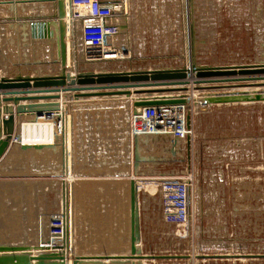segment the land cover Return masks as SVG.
<instances>
[{"label": "rangeland", "instance_id": "374dc122", "mask_svg": "<svg viewBox=\"0 0 264 264\" xmlns=\"http://www.w3.org/2000/svg\"><path fill=\"white\" fill-rule=\"evenodd\" d=\"M5 1L8 0H0V2H3L0 5H6L4 3ZM35 1L36 4L33 7L39 8L41 13L45 15L44 17H40L39 20H46L51 23V28L54 31L52 37L45 39L39 38V41L29 39L23 33L22 29L25 26L27 28L26 21L30 18H17L15 14L10 15L7 12V15L2 16L14 17H11V20L6 18L5 20L7 21L5 23L0 22V40L7 43L8 55L22 58H33L35 56L33 65L36 67V70L35 73L29 71L31 75H77L81 72L92 71L94 68L115 71L120 69V67L126 68L125 70H127L148 64L190 66L192 59L189 40L192 37L197 39V41L199 39V46L195 49V59L197 61L201 59L203 62H208V60L212 59L216 61H231L232 59L239 60L242 58L253 59L255 63L264 62V0H197V13L195 14L196 28L192 32L184 28L187 26L188 21L185 4L181 8L175 0H169L170 6L168 8L170 12H168V18H165V15H159V18H156V22H154V16H152L154 17L153 19L150 18L151 16H144L139 20L135 19V21L137 20L136 22H132L133 29H126L130 33V40L128 39V41L132 51L131 54L129 47L127 45L123 46L119 41H117V46L119 48L120 46L125 47V49L120 48L125 53H116L111 49L106 50L97 45L89 46L92 36L83 31L81 22L74 21L70 18L68 0ZM61 1L63 2L64 8L63 16L59 11L62 5ZM188 5L190 8L189 1ZM125 16L127 17V15ZM2 20L0 15V21ZM122 20L125 21L126 19L122 16ZM1 25L3 26L1 27ZM116 59H119L118 62ZM13 64L16 65V62ZM202 64L205 65L206 63ZM246 89L243 88V90L247 91ZM261 90H264V88L259 89V91ZM194 93L196 95L191 96L185 111L187 117L188 115L190 116L192 134H195L197 141L199 139L200 145L204 147L201 150L202 152L206 153L208 150L212 151L218 147L217 145L214 146L213 142L207 140L209 137H219L226 134L232 136L246 135L252 134L257 129L262 134L261 139H258L261 140L258 141L261 158L259 159L256 156V151L252 149L254 144L251 145L250 142L252 141H249L247 148L244 149L253 150V152L248 151V153H242L234 151L231 156L226 154L221 157L217 154L210 158L208 162L204 161V159H201L199 163L197 161L196 168L193 169L190 162L191 158L186 159V144L183 148L182 141L184 140L182 139L181 141V138L176 135L178 130L185 126V115H181L179 110H170L163 113L162 117L157 120L153 117H146L148 123L143 134L135 133L132 135L137 159L141 163L142 161H146L143 158L147 159L144 155H152L156 158L161 156L164 160L163 164H165L163 167H166L165 170L168 172L163 175L173 177L192 176L196 204L192 222L183 226L166 223L162 219L160 200L158 197L156 199L155 196L157 194L152 195L155 192L153 193L152 188L147 185V179H151L153 176L147 175L145 170L144 173L136 172L134 176L133 174H128L120 178L119 180H125V183H128L126 181L129 180L136 181V185H138L139 181L143 183L142 190H137L141 222V241L138 243V246L141 248L140 250L143 255L194 254L197 252L228 253L237 249L243 250L246 253H264V110L261 116L263 122L259 123L258 120L257 124V121L255 123L251 118L252 115L250 116L249 113L243 112L240 114V106L238 105L231 111L229 108L216 110V108H213V103L205 101L210 99V96L213 94L205 91ZM217 93L221 95L222 93L231 92L218 91ZM72 100L76 101L75 99ZM124 101L127 104L128 100ZM87 102L94 107H103L104 105L109 108L111 107V104L105 100L93 99ZM83 103L85 102L73 103L69 108H65L67 116L66 120L64 117L65 123L61 133L58 131L53 132V135L56 134V136L54 138L52 137L48 141L49 143H39L40 145L47 146H39L40 149H37L39 151L38 154L41 155L38 159L39 172L43 173L42 168L50 165L51 169L53 165L55 167L53 171L55 175L54 179L57 183L60 182V184L64 182L68 183V181L69 183L77 182L76 185L79 187L86 184L85 182L82 184L79 182L81 180L84 181L83 176L79 172L73 173V171L71 173L68 170L63 172L60 164L63 153L65 154L63 139L67 134L66 129H68L71 137L73 130H75L74 147L76 146L75 153L78 162V151L80 149L82 134L81 129L87 132V136L92 135V131L89 129L90 124L80 125L81 122L79 119H81V116L86 111L82 105ZM126 104L119 105L121 110L118 113L122 114V109L127 108ZM134 111H131L130 124L132 123L133 116L140 113L139 110H136V113ZM117 122H119V119H117ZM260 127H262V130ZM106 129H108L110 135L116 136L115 131L119 129V125L115 122L110 123L109 120L104 122L100 120L93 126L96 136H99V133H103ZM59 136L62 138L61 145L58 142ZM135 138H137V143ZM86 139L88 142L90 141V137ZM29 145L32 144L29 143ZM47 150L53 153L49 151L50 154L48 156ZM65 156V161H70ZM14 159L13 162L19 158L15 157ZM48 162L49 164H47ZM28 165L30 163H26L25 161L24 166ZM198 168L201 171L200 175ZM203 171H210V174L202 173ZM70 174H73V176H70ZM68 175L69 177L67 179ZM70 178H72L71 181ZM199 181H203V187L201 185L202 182L199 183ZM238 190H241V193ZM63 192L64 187L60 191L61 197L57 194L59 204L53 217L63 216ZM74 192L75 189H72V193ZM76 193L80 194L81 191L77 189ZM74 195L72 194L73 199L70 203L72 214L69 221L73 218V221L70 222V224H73L71 239L77 243V229L80 227V231L83 228L84 233L89 232V227L90 229L91 226L94 228L95 224L100 220L97 214L102 216V213L106 212L107 209L101 211V206L92 204L89 202L90 200L87 201L85 199L86 206L90 207L86 210V206L84 207L82 205L81 210L78 208L80 202L77 201V204H74ZM128 197L129 195L127 194L125 198L118 200V203L107 205L104 208L108 207L112 211V209L117 210V207L123 206L126 208L128 206L130 209ZM148 198L151 199L152 204L155 202L153 209H148L147 207L143 209V206H141L140 200H148ZM5 201L3 210L6 212L4 213L6 215L4 217L6 219L22 218V215L19 214L20 209L23 207L18 203L19 200H13L12 204L9 200ZM150 215L155 216L158 220L150 219ZM115 216L119 218L120 215L117 214ZM75 221H78L79 224L76 225ZM23 227V223L18 220H0L1 234L21 233L24 231V229H21ZM42 228L43 226H41L40 232H42ZM39 237L43 240L42 236ZM14 238L17 237H6L7 241H13ZM19 239L14 240L15 242L8 243H21L23 239L21 237ZM24 240L26 241V238ZM84 241L87 243L86 240ZM143 245H147V249H142ZM124 250L126 249L77 248L73 252L79 251V253L99 254L110 252L120 253ZM147 260L145 258L141 259L140 263H162L161 259ZM169 260L174 261L175 258Z\"/></svg>", "mask_w": 264, "mask_h": 264}, {"label": "crops", "instance_id": "0c3cea01", "mask_svg": "<svg viewBox=\"0 0 264 264\" xmlns=\"http://www.w3.org/2000/svg\"><path fill=\"white\" fill-rule=\"evenodd\" d=\"M188 1L190 2V8L188 5ZM175 2L179 3L181 8L183 7V4H185L186 7L185 10L187 11L188 14L187 15L188 21H187V26L184 28H187L189 31L192 28V30L194 31L196 28L195 14L197 13L196 12L197 0H175ZM5 4L6 5L4 4L0 5V15L3 19L0 22L5 23V21H7L5 20L6 18L11 20V17H14V16H5V17L2 16V15H7V12L10 15L15 14L17 18H21V17L23 19L30 18L27 21L25 20L27 23L26 24L27 28L26 26L23 27L22 31L32 41H39V38H33L30 32V21H40L39 20L40 17L45 16L44 14L41 13V10L39 8L33 7L34 4H36V1L16 0L12 4H8V3ZM169 6H170L169 0H128V14L123 15V17L126 20L121 21L122 23L121 31L117 41L123 44V46L127 45L129 47L131 54L132 51L130 48V43L128 41V39L130 40V33H128L126 29L128 30L133 29L132 22L134 23L135 19L139 20L144 16L145 17L151 16L150 17L151 19L155 17L153 19L154 22H156V18H159V15H165V18H168V12H170L168 8ZM190 14L192 15L191 17ZM125 15H127V17ZM119 17L122 19V16ZM2 26L3 25H1V27ZM193 40H194L195 49H197L199 46V39L197 41V39L193 38ZM7 49H8L7 43L0 40V71L3 77H7V78L17 77V76L26 77V75L31 77L36 76V74L31 75V73H29V71L35 73L36 67L33 65L35 56H33V58L32 57L22 58L19 56L13 57L7 54ZM116 60L118 62L119 59ZM254 61L255 60L253 59L240 58L239 60L232 59L231 61H227V60L216 61L212 59V60H208V62L207 61L203 62V60L201 59L198 62L199 63L201 62V64L206 63L209 65L222 66V65L255 63ZM14 62H16V65L13 64ZM166 67H183V65L174 66L170 64H166V65L148 64L142 67H135L133 69L129 68L127 70L131 71L135 69H151V68H166ZM125 69L126 68L120 67V69L115 71H123ZM100 71H105V70H101V68L100 70L97 68H94L92 70V72L95 73H99ZM42 75H56V74H42ZM70 75L75 76L76 74H69V76ZM232 83H236V82H232ZM190 87L192 88V86ZM133 89L134 88H131V90ZM253 89L254 88H247L246 90L247 91L249 90V92H251L254 91ZM231 90H233L232 92L245 91L243 90V88L231 89ZM194 92H198V91H191L190 96L192 95L195 96L196 93ZM18 95H22V94H18ZM26 95H41V94H26ZM1 97L4 96H0V98ZM132 98L133 97L127 98L126 96H111V97L105 96V97L80 98L79 100L75 99L76 101L72 100L74 99L73 97L70 98L65 97L61 99V102L63 103V106L65 108H69V106L72 105L73 103H81L84 101L85 103H83L82 105L84 106V109L86 111L83 113V116H81V119H79L81 122L80 125L81 126L82 124L83 126L85 124L91 125L89 129H91L92 135L87 136L86 135L87 132H84L83 129H81L82 131L81 144H80V149L78 151L79 162L77 161V156L75 153L76 146L74 147L75 130H73V135H72L73 139H72L70 133L68 132V129H66L67 134L63 139L65 154L63 153L62 160L60 163L62 166V170L63 172L64 171L66 172V170H68L69 172L75 171L73 173H76L77 170L79 169L80 171V172L78 171L79 174L83 176L82 178H84V181L81 180L79 182H81V184L83 182L86 183L83 186L81 185L80 187L76 185L77 182L76 183L72 182L74 183L73 185H71V182L69 183V181L68 183L64 182L63 184H60V182L57 183L54 179L55 175L52 173L55 168L53 165L51 169H50V165H47L46 167L42 168L43 173L39 172L40 168L38 165V161H39L38 159L41 156L40 154H38L39 151L34 148L22 150L21 145L27 143L28 144L30 143L32 145L35 144L38 145L39 143H49L48 141L52 137L54 138L55 136L53 135V132H55V130L50 124L45 123L43 119H41V117L39 118L36 115L25 114L23 117L19 118L20 129H21L20 141L12 140L11 142L12 146L8 148L6 154L0 160V206H1L0 217H2L0 218V220L1 221L18 220L23 223L24 227L21 229L22 230L24 229V231H22L21 233L17 232L15 234L0 233V245L20 244V245L37 246L39 245L40 242L46 239L50 234L53 214L56 212L57 206L59 204L58 203L59 199H57V194L60 195L61 188L64 187L65 191L69 189V193L67 192L68 194L67 201L68 202L70 201L71 203V200L73 199V196L71 194L73 195L75 194L74 204L76 205L77 201L80 202L78 208L81 209L82 205L85 207L86 200L87 201L90 200L89 201L90 203L96 204L97 206H101V211L107 209L106 212L102 213V216L97 214L100 217V220L95 224L94 228L90 225L91 229L89 227L88 229L89 232L84 233L83 228L80 231V227L79 229H77L78 240H76L77 243L73 240V243L75 242V244L72 243L74 247L79 245V249H116V248H112L113 246H111L110 244L112 245L120 244L123 245V247H126V245L128 244L129 248L131 249V240H130L131 212L129 207L128 206L126 208L123 206L117 207V210L112 209V211L111 209L109 210L108 207L106 208L104 207L107 205H113V203H118L117 201L125 198L127 194L129 195L128 199L130 203L131 180L126 181L128 183H125V180H119L120 178H123V176H126L128 174H133L134 176L136 172L144 173L145 170H146L145 173L147 175L153 177H160L163 174L168 173L165 170L166 167L165 168L163 167L165 164H163L164 160L163 157L161 156L159 158H156L152 155H144L146 156L147 159L145 158L143 159L146 161H142L138 167H135L136 152H135V145L133 142V138L130 132L131 114L133 110H135ZM93 99L100 101L105 100L106 102L111 104V107L109 108L106 105H104L103 107H94L93 105L88 104L87 101ZM123 100H128L127 104L126 101L123 102ZM33 101L34 102L37 101V103H42L45 101H52V100L51 99H39L32 101L26 100V101H21L20 103L24 104ZM121 104H126L127 106V108L125 107L124 109H122L123 110L122 114L118 113V111L121 110V107L119 106ZM9 105L12 106L13 103L10 102ZM237 105L240 106L239 107L240 114H242L243 112H247L250 114V116L252 115L251 118L253 119V121H255V123L257 121L258 124V120L259 123L263 122L261 116L264 110V101H254V102L243 101V102H232V103H224V104L213 103V108H216V110H219L221 108L224 109L229 108V110L231 111L232 109H235ZM165 107L166 106L141 107L138 108L137 110L140 111L142 109H153V108L159 109ZM117 119H119V122H117ZM100 120H103V122L109 120L110 123L115 122L117 125H119V129L115 131L116 136L110 135L108 129L104 130L103 133H99L100 134L99 136H96L93 130V126H95L96 123ZM29 125L31 126L30 128ZM50 127H51V132H50ZM260 129L262 130V127H260ZM104 133H106V135H104ZM87 137H90L89 142L86 139ZM260 137H262V134L257 129L252 134H246V135L241 134L239 136L236 135L232 136L226 134L219 137H213V138L209 137L207 140L213 142L214 146L217 145L218 147H216L215 150L212 151L208 150L205 153L201 151L202 149H204V147L200 145L199 139L197 141L195 134H192L191 149H190L191 167L195 169L197 161L199 163L201 159H204V161L208 162L210 158L214 157L217 154H219V156L221 157L222 155L225 156L226 154H229L231 156V154L234 151H239L242 153L245 152L248 153V151L253 152V150L244 149L247 148L249 141H252L250 142L251 145L254 144V147L252 149L256 151V156L260 159L261 155H260V147L258 143V141H261L258 140L261 139ZM61 140L62 138L59 136L58 138V142H60L59 145L62 144ZM182 142H183V146H182L183 148L184 145L186 144L185 145L186 159H188L189 157H188V149H187V140H184ZM49 151L50 150H47L48 156L50 153H53L52 151H50L49 153ZM64 156L66 157V159L69 158L70 161H65ZM15 157L19 159H16V161L13 162V160H15L14 159ZM25 161L26 163L29 162L30 165L24 166ZM47 164H49V162ZM198 173L200 175L201 173L200 168H198ZM202 173L210 174V171H203ZM40 175H44V176H40ZM77 180L79 179L77 178ZM239 180L241 179L239 178ZM199 183H201L202 185L203 181H199ZM72 189H75L74 193H72ZM77 189L81 191L80 194L76 193ZM238 191H240L239 193H241V190ZM192 193H193L192 207H193V213H195L196 203L194 198V192ZM13 198L18 199L19 200L18 203L23 207L22 209H20V214H19L22 215V218L6 219L4 217V215H6L4 213L6 212H4L3 210V207H5V203H6L5 200L11 201L12 204V201L15 200ZM140 202H141V206H143V209L144 208L146 209V207L148 209H153L155 206L154 204L155 202L152 204L150 198H148V200L146 199L143 201L140 200ZM89 207L90 206H86L85 209L88 210ZM117 214L120 215L119 218H116L115 215ZM76 219L78 220V218ZM144 219H146V217H144ZM150 219L158 220L157 218H155V216H151V215H150ZM75 223L76 225L79 224L78 221H75ZM41 226H43L41 230L42 232H40ZM39 236H42L43 240H41V237ZM6 237H17L14 238V240L16 239L20 240L19 237H21L23 241L21 243L9 244L8 242H15V241L14 240L7 241ZM24 238H26V241L24 240ZM84 240H86L87 243H85ZM125 240L127 241L125 242ZM3 242H7V243H3ZM107 244H109L108 247ZM146 246L147 245L145 246L143 245L142 249H147ZM74 249H77V247H75ZM117 249L119 248L117 247Z\"/></svg>", "mask_w": 264, "mask_h": 264}, {"label": "water", "instance_id": "95a60500", "mask_svg": "<svg viewBox=\"0 0 264 264\" xmlns=\"http://www.w3.org/2000/svg\"><path fill=\"white\" fill-rule=\"evenodd\" d=\"M13 2V0H8L4 3L12 4ZM61 4L59 11L63 16L64 8L62 1ZM190 30L192 32V28ZM30 32L33 38L44 39L52 37L54 31L49 21L40 20L30 21ZM189 44L192 59L190 66L135 69L131 71H100L99 73L86 71L78 73L75 76L56 74L10 78L3 77L0 71V96H4L0 98V160L6 154L8 148L12 146L11 142L13 138L20 136L19 118L25 114L36 115L40 118L49 113L58 112L62 109L63 103L61 99L63 97H73L76 100L94 96L133 97L135 113L141 107L187 105L190 102L191 91H207L209 94H213L210 96V99L205 100L208 103L224 104L243 101H264V91H238L233 93L230 91L232 88L240 87H263L264 62L222 66L204 65L195 59L193 37L190 39ZM131 88L134 89L131 90ZM218 91L231 93L218 95ZM39 99H51L52 101L20 103L21 101ZM10 102L13 103L12 106L9 105ZM187 124L190 129L191 121L189 115L187 117ZM190 140L191 138L187 140L189 158L191 153ZM135 141L137 143V138H135ZM39 146L44 147L47 145H21L23 150L40 149ZM137 158L136 156L135 167H138L140 164ZM137 190L136 181H131V249L129 255H74L72 264H105V259L111 260L108 264H142L140 261L144 257L163 260L179 259L186 256L182 254L143 255L140 250L141 248L138 246V243L141 241V222ZM51 243L52 239L48 235L37 246L0 245V264H66V256L60 251V249H63V246L55 244V246L50 247L47 245ZM202 256L215 259L228 258L231 255L211 254L200 255L199 257Z\"/></svg>", "mask_w": 264, "mask_h": 264}, {"label": "built area", "instance_id": "2783aa9c", "mask_svg": "<svg viewBox=\"0 0 264 264\" xmlns=\"http://www.w3.org/2000/svg\"><path fill=\"white\" fill-rule=\"evenodd\" d=\"M69 16L72 20L81 22L85 33L92 36L89 46H101L103 49L112 50L116 53H125V47L117 46L118 36L121 31V18L124 14H128V0H68ZM115 42V43H114ZM112 57V56H111ZM114 58V57H113ZM116 58V56H115ZM191 98V96H190ZM165 108L159 109H142L137 115L133 116L130 124L131 135L135 133L143 134L146 129L148 119L146 117H153L160 119L163 113L170 110H179L181 115H185V126L181 127L177 132V136L181 140H188L192 137V128H188L187 113L185 111L186 105H164ZM154 107V106H152ZM64 111V110H63ZM62 110L52 112L41 117L43 121L50 124L54 130L61 133L65 123V114ZM13 141H20L19 137H14ZM191 141V140H190ZM192 176H160L147 179V185L152 190L153 196L160 200V208L162 219L166 223L175 224L179 226L187 225L193 220L192 207V192L193 182ZM148 186V187H149ZM141 191L143 183L140 181L137 185ZM151 193V191H150ZM158 197V198H157ZM66 205H69L66 202ZM63 208V207H62ZM63 211V210H61ZM63 213V212H62ZM61 213V214H62ZM67 214L63 213L66 217ZM62 215L60 217H53L49 236L52 239L50 247L61 245L59 242L67 233L66 225L67 218ZM57 236V237H53ZM56 238V239H55ZM211 254H226L231 255L228 258H206L200 255ZM186 255L183 258L170 261L169 259L161 260L164 264H264V253H246L243 250L230 251L228 253H202ZM168 260V261H165ZM66 264H72V260L66 258Z\"/></svg>", "mask_w": 264, "mask_h": 264}, {"label": "bare ground", "instance_id": "6f19581e", "mask_svg": "<svg viewBox=\"0 0 264 264\" xmlns=\"http://www.w3.org/2000/svg\"><path fill=\"white\" fill-rule=\"evenodd\" d=\"M241 88H255V89H253L254 91L256 90V91H259V88H264V86L263 87H240V88H232V89H241ZM258 88V89H257ZM261 91H264V90H261ZM246 92H249V91H246ZM94 97H99V96H94ZM63 98H65V97H63ZM62 98V99H63ZM65 107L64 106H62V109L61 110H64V114H65V118H66V114H67V112H66V110L64 109ZM60 158V157H59ZM60 160V159H59ZM55 161H57V160H55ZM121 169V168H120ZM124 169V168H123ZM93 170V169H92ZM94 170H95V168H94ZM119 170V169H118ZM79 171V169L77 170V172ZM97 171V170H96ZM46 172V171H45ZM65 172V171H64ZM75 172V171H74ZM80 172V171H79ZM53 173V172H52ZM71 173H72V171H71ZM73 176V174H70V176ZM68 177H69V175L67 176V179H68ZM71 180H72V178H71ZM49 183V182H48ZM71 185H73V183L71 182ZM54 186V185H53ZM67 189H68V187H67ZM29 190V189H28ZM7 191V190H6ZM11 192V191H10ZM67 192L69 193V189L67 190V191H65V189H64V192H63V197H64V212H65V214H67L66 215V217H64V218H67V225H66V230H67V233L65 234V237H63V239H61L59 242L61 243V242H63L62 244H61V246H63V249H60V251L66 256V258L68 259V260H74L73 259V256L74 255H91V254H87V253H79V251H75V252H73L74 250H77V249H73V247H74V245L72 244L73 243V239H71V237H72V234H71V230L73 229V224H70V222L71 221H73L72 219H71V221H69V218L71 217V214H72V208H71V205H70V202H67V200H68V194H67ZM43 193V192H42ZM72 195V194H71ZM66 202L67 203H69V205H66ZM34 207V206H33ZM8 214V213H7ZM2 218V217H1ZM49 222V221H48ZM32 226V225H31ZM127 240H125V242H126ZM114 243H116V242H114ZM108 245L109 244H107V247H108ZM111 246H113L112 248H117V247H120V246H123V245H120V244H110ZM117 245V246H116ZM125 245V244H124ZM128 246V244L126 245V247H120L119 249H126V250H124V251H121L120 253H114V252H110V253H99L100 255H109V256H127V255H129V252H130V248L129 247H127ZM75 247H77V248H79V245H77V246H75ZM74 247V248H75ZM69 248H72V249H69ZM92 255H95V254H92ZM150 255H152V254H150ZM162 255H168V254H162ZM145 256H148V255H145ZM146 260L147 259H149L148 257H144ZM144 258H142V259H144ZM110 261L111 260H109V259H105L104 260V263L105 264H108V263H110ZM148 261V260H147ZM146 262V261H145Z\"/></svg>", "mask_w": 264, "mask_h": 264}]
</instances>
